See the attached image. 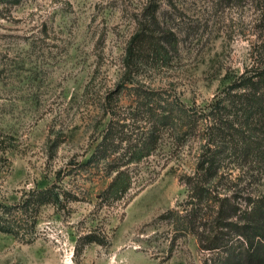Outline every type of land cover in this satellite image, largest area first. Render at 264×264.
Returning a JSON list of instances; mask_svg holds the SVG:
<instances>
[{"label":"rangeland","instance_id":"rangeland-1","mask_svg":"<svg viewBox=\"0 0 264 264\" xmlns=\"http://www.w3.org/2000/svg\"><path fill=\"white\" fill-rule=\"evenodd\" d=\"M151 1L0 0V264H226L186 217L208 133L179 140L171 126L139 153L156 124L141 92L208 109L235 74L264 66V0ZM153 18L176 48L130 74L129 42ZM110 123L117 148H101ZM229 162L233 190L264 194V166ZM46 190L59 200L28 211Z\"/></svg>","mask_w":264,"mask_h":264},{"label":"trees","instance_id":"trees-1","mask_svg":"<svg viewBox=\"0 0 264 264\" xmlns=\"http://www.w3.org/2000/svg\"><path fill=\"white\" fill-rule=\"evenodd\" d=\"M9 1L18 4L21 0ZM147 8H158L156 1H151ZM176 45L175 34L163 31L153 18L131 38L124 60L125 70L132 74L150 60L164 62ZM229 83L208 109L199 112L179 109L173 101L170 103L161 99L159 96L162 94L141 92L142 103L151 108L149 110L156 118V124L149 138L143 140L145 133L142 134L139 142L142 148L137 151L140 153L149 147H156L162 130L171 126L180 132L183 130L179 140L208 133L207 142L201 148L197 172L186 179L196 207L186 216L190 229L197 236L202 250L228 253L226 264H264V194L241 196L239 192L242 191L233 190L229 178H225L220 171L226 160L248 165L249 168L264 166L263 64L257 59L244 73L235 74ZM106 101L112 111L110 115L115 117L114 108L119 101L111 93ZM162 102L164 106H172V109L154 107ZM111 124L101 148H117L118 132ZM103 152L106 150L102 151V156ZM59 197L48 190L34 191L28 197L26 206L28 211L32 208L36 211L47 202L58 201ZM238 199L246 202V206L243 207ZM0 231L11 232V228L0 226Z\"/></svg>","mask_w":264,"mask_h":264}]
</instances>
